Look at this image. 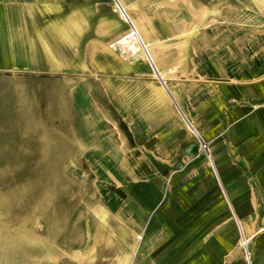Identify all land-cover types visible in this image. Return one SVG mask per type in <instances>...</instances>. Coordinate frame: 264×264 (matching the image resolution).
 Here are the masks:
<instances>
[{
    "label": "rangeland",
    "instance_id": "rangeland-1",
    "mask_svg": "<svg viewBox=\"0 0 264 264\" xmlns=\"http://www.w3.org/2000/svg\"><path fill=\"white\" fill-rule=\"evenodd\" d=\"M124 3L143 33L153 22L166 45L193 31L188 5L205 6V19L216 16L214 5L225 19L262 16L235 0ZM47 5L79 14L77 27L64 24L59 35ZM14 12L24 29L12 27ZM127 30L113 0H0V264H55L77 240L76 214L104 200L120 172L148 154L160 128L150 124L149 86L159 81L114 45ZM186 144L173 151L175 168L198 155V140Z\"/></svg>",
    "mask_w": 264,
    "mask_h": 264
},
{
    "label": "crops",
    "instance_id": "crops-1",
    "mask_svg": "<svg viewBox=\"0 0 264 264\" xmlns=\"http://www.w3.org/2000/svg\"><path fill=\"white\" fill-rule=\"evenodd\" d=\"M235 2L262 16L225 19L214 5L216 16L205 19V6L188 5L193 31L169 45L153 22L145 34L132 17L165 75V86L156 76L149 86L153 106L145 102L160 128L136 158L141 164L76 214L77 240L61 247L55 264H264V1ZM14 13L12 27L24 29ZM158 16L165 28L168 16ZM197 140V157L175 168L173 151Z\"/></svg>",
    "mask_w": 264,
    "mask_h": 264
},
{
    "label": "bare ground",
    "instance_id": "bare-ground-1",
    "mask_svg": "<svg viewBox=\"0 0 264 264\" xmlns=\"http://www.w3.org/2000/svg\"><path fill=\"white\" fill-rule=\"evenodd\" d=\"M117 2H118V4L121 5V7L123 8V10L126 13L125 15L128 17V19L125 18V15L119 9V6L115 4L116 10L120 13L122 19L128 25V30L125 33H123L122 35H120L115 40V42L114 41H112V42H114L115 46L116 45L120 46L122 48V50L126 52V54L129 51L128 60L131 62H136V60L138 58H141V59L145 58L147 64L149 65L148 67H150L152 69L153 73L160 80L161 84H163L165 86L166 85L165 81H164L165 77H164L162 71L153 62L152 56L150 55V52L148 50V42H146L144 40V38H143L139 28H138V25L136 24L135 20L127 12L126 6L122 2V0H117ZM129 21L131 22V24L129 23ZM186 123H187V126L190 129V131L193 132L199 138V136H198L196 130L194 129V127L192 126V124H190V122H188L187 120H186ZM206 147H207L206 144L202 143V148L204 151H208V149ZM249 239L250 238H246L243 234V235H241L240 241L243 243H246Z\"/></svg>",
    "mask_w": 264,
    "mask_h": 264
},
{
    "label": "water",
    "instance_id": "water-1",
    "mask_svg": "<svg viewBox=\"0 0 264 264\" xmlns=\"http://www.w3.org/2000/svg\"><path fill=\"white\" fill-rule=\"evenodd\" d=\"M115 4L119 6V9L121 10V12L125 15V11L123 10V8L121 7L120 4H118L117 0H114ZM50 11L52 13V15L50 16L49 19H47L48 23H61L62 25L64 24H68L71 27H77L78 25V20L77 18L79 17V14L77 13H62L61 11H58L57 8H50ZM61 18H66L65 21H61ZM125 18L128 19V17L125 15ZM129 23L131 24V22L129 21Z\"/></svg>",
    "mask_w": 264,
    "mask_h": 264
},
{
    "label": "built area",
    "instance_id": "built-area-1",
    "mask_svg": "<svg viewBox=\"0 0 264 264\" xmlns=\"http://www.w3.org/2000/svg\"><path fill=\"white\" fill-rule=\"evenodd\" d=\"M150 58V57H149Z\"/></svg>",
    "mask_w": 264,
    "mask_h": 264
}]
</instances>
